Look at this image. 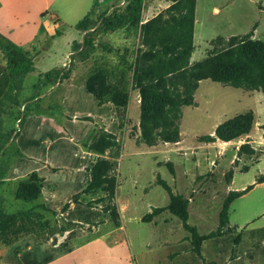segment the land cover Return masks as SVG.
I'll list each match as a JSON object with an SVG mask.
<instances>
[{"label":"rangeland","instance_id":"obj_1","mask_svg":"<svg viewBox=\"0 0 264 264\" xmlns=\"http://www.w3.org/2000/svg\"><path fill=\"white\" fill-rule=\"evenodd\" d=\"M135 2L98 0L94 26L83 33L92 47L72 51L68 41L79 40L80 32L74 26L63 27L65 37H57L53 47L48 44L51 51L34 61L35 71L24 81L19 101L28 105L36 95L40 75L65 65L76 73L77 83L89 85L117 107L119 118L117 135L99 126L90 141L95 158L89 184L97 177L105 183L90 195L72 199L65 211H39L49 226L38 229L39 237L29 236L53 246L68 243L71 256L57 264H264V183H258L264 178L263 93L201 81L194 104L182 108L178 134L172 136L163 127L164 121L157 122L161 127L143 122L141 95L133 84L134 70L139 68L144 83L164 76L169 91L181 87L180 52L191 45L189 64L193 66L225 49L234 36L264 43V0H197L196 46L189 16L193 0H144L140 11L132 12ZM93 3L90 0L91 6ZM126 16L132 22L110 30L107 20ZM218 38L222 43H217ZM19 108L7 104L0 118V177L15 161L16 145H10L6 156L2 152L14 137L9 130L14 129ZM53 114L59 118L60 109ZM243 114L253 117L248 135L230 142L216 137L221 125ZM158 175L174 194L190 201L189 224L200 235L218 231L230 194L242 195L231 203L229 222L220 235L203 243L201 256L192 251L189 233L169 211L150 223L143 222L154 208L169 205L168 193L157 183ZM111 191L115 194L112 201L95 204ZM0 199L8 213L18 212L22 206L15 200L14 190H3L1 184ZM117 220L120 227L115 225ZM68 226L73 229L63 232ZM4 248L0 245V260ZM11 254L15 256L6 255L5 264H15ZM60 254L57 249L48 251L40 262Z\"/></svg>","mask_w":264,"mask_h":264},{"label":"crops","instance_id":"obj_2","mask_svg":"<svg viewBox=\"0 0 264 264\" xmlns=\"http://www.w3.org/2000/svg\"><path fill=\"white\" fill-rule=\"evenodd\" d=\"M93 5L94 3L90 5V0H0V34L35 61L51 51L57 37H65L63 27L76 28ZM149 9L152 12L153 6ZM83 35L80 32L79 40L69 39L68 46L72 47L74 42L81 43ZM195 41L196 21V46ZM49 43H52L51 47ZM194 55L195 53L192 61ZM70 56L68 54L66 58L71 60ZM48 72L50 71L40 75L36 95L30 104L25 105L19 101L20 111L13 119L14 129L9 130L19 132V135L6 148L8 153L10 145L17 146L12 155L15 156V161L8 172L1 175L0 184L3 190L6 187L12 188L15 200L19 201L16 198L19 183L32 174H37L43 181L37 202L58 211L85 189L89 168L95 158L88 143L99 132L97 128L105 127L107 133L117 135L119 118L113 104L99 105L97 99L88 92L86 84L76 82V73H71L67 79L56 84H46L44 75ZM9 83L7 58L0 47V100L7 92ZM55 109L61 111L59 118L53 114ZM24 114L28 118L20 128L19 118ZM85 118L88 119L84 120ZM19 202L22 203V206L19 205L20 210L33 206ZM67 245L68 243L48 245L29 236L13 247L2 249L1 264H5V257L10 253L16 256L11 254L15 264H24L26 260L28 264L65 262L72 254V248L66 249ZM17 248L22 249L21 254H16ZM55 249L61 254L40 262L46 252Z\"/></svg>","mask_w":264,"mask_h":264},{"label":"trees","instance_id":"obj_3","mask_svg":"<svg viewBox=\"0 0 264 264\" xmlns=\"http://www.w3.org/2000/svg\"><path fill=\"white\" fill-rule=\"evenodd\" d=\"M97 1L98 0H94L92 10L76 25L78 31L87 34L94 26L92 16L94 15L93 11L98 7ZM196 1L197 0H193L189 11L192 34L195 26ZM143 2L144 0H136L134 3L135 9H132V12H139ZM107 21L110 30H116L118 26L132 22V19L130 16H126L124 19L115 18ZM85 37L83 38L84 44L82 46V42L73 43L72 51L82 49V47L84 49L85 45L90 48L92 47V41H89ZM220 42L222 43V39L218 38L217 43ZM225 45V49L193 66L189 64L192 45L182 50V52H180L182 61L179 71L183 75V84L181 87L175 86L173 91L168 90V83L164 76L159 79L156 78L149 80L148 83H144L141 70L136 68V70H134L133 84L136 89L139 90L141 95L143 122L146 123L149 121L155 124L156 127H161L157 122L164 121L165 126L163 127H166L167 130L171 131L172 136L173 133L177 136V123L181 119L182 108L194 104L195 92L199 88V83L204 80H211L215 83L245 91H261L264 95V43L250 38L234 36L230 38ZM0 47L6 54L7 69L10 79L8 90L0 100L1 118L5 113L7 104L17 107L19 106V97L24 89V80L29 74L34 72L35 63L32 57L14 44L7 42L1 34ZM70 70V67L54 69L44 75V82H46V84H56L59 81H63L71 74ZM86 87L88 92L97 99L99 105L109 103V101L103 100L96 92H94L89 85H86ZM127 98V95L124 96L123 101L126 102ZM27 118V114H24L19 118L20 128L24 125ZM87 119L88 118H85L84 120ZM252 127V115H239L236 118L227 120L221 125L216 131V137L223 142H230L243 135H248L251 132ZM9 134L10 136H14L12 139L13 141L19 135V132L12 131L9 132ZM6 148L7 146L5 145L2 152L4 156L7 155ZM88 148L93 152L90 147V142L88 143ZM92 166L93 165L89 168V176ZM169 167L172 173H174L172 164H169ZM89 176L85 189L80 194L75 195L72 198L73 200L78 196H87L94 193L105 183L100 177H97L96 182L93 181L89 184ZM157 183L168 193L169 205L165 208H154L150 214L143 218V222L150 223L163 212L169 211L182 222L183 228L189 233V241L193 247L192 251L198 256H201L203 243L218 237L223 231V228L229 222V209L231 203L242 196L239 192H232L221 213V226L219 230L211 232L208 235H200L197 227L189 224L190 201L182 194H174L171 187L161 179L160 175L157 176ZM258 183H264V178L260 179ZM42 188L43 181L37 174H32L28 179L20 182L16 192L17 200L26 204H32L33 206L28 209L19 210L15 213L6 212L2 208V201L0 199V245L9 248L26 236L34 234L39 237L38 229L43 230L49 226L47 222H43V215L39 213V211L51 214H55L56 211L37 202L40 198ZM114 196V191H111L106 198L97 200L95 204L104 202L105 199L112 201ZM69 205L70 203H67L62 208V211L67 210ZM117 215L116 209H113L112 216L116 217ZM115 225L116 227H120L119 220L116 221ZM72 229L73 227L68 226L63 229V232H68ZM16 253H20L19 248L16 249Z\"/></svg>","mask_w":264,"mask_h":264},{"label":"built area","instance_id":"obj_4","mask_svg":"<svg viewBox=\"0 0 264 264\" xmlns=\"http://www.w3.org/2000/svg\"><path fill=\"white\" fill-rule=\"evenodd\" d=\"M71 57V56H70ZM69 61H71L70 59H68ZM18 123H20V121L18 122Z\"/></svg>","mask_w":264,"mask_h":264}]
</instances>
